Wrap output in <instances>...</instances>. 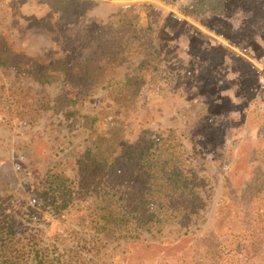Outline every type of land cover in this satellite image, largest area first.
<instances>
[{
    "label": "rangeland",
    "instance_id": "1",
    "mask_svg": "<svg viewBox=\"0 0 264 264\" xmlns=\"http://www.w3.org/2000/svg\"><path fill=\"white\" fill-rule=\"evenodd\" d=\"M95 1L0 0V49L50 78L0 62V204L42 255L22 264H264V0ZM101 45L114 58L86 74ZM134 78L110 149L134 159L89 176L84 116H102ZM155 153L198 177L200 200L195 182L145 168ZM63 179L70 206L55 213ZM147 195V228L106 223Z\"/></svg>",
    "mask_w": 264,
    "mask_h": 264
},
{
    "label": "trees",
    "instance_id": "2",
    "mask_svg": "<svg viewBox=\"0 0 264 264\" xmlns=\"http://www.w3.org/2000/svg\"><path fill=\"white\" fill-rule=\"evenodd\" d=\"M253 1L254 0H251V2ZM95 2V0H61V4H59V1L57 2V0H53L55 6L59 9L63 8L64 6L66 7L67 5H70L75 9H80V7L85 4L89 7L93 3L95 4ZM113 52L114 50L112 47L109 48L106 45H101L99 53H97L96 55H92L84 64L85 66L83 67V69L87 70L86 74L90 73L97 74L98 76L102 75L104 66L109 62L110 59L114 58ZM8 55V52L4 53L2 49H0V62L2 64L10 66L12 63H14L20 73H23L27 76H34L35 79L41 82L50 81V78L48 79V76L44 75V73H40L37 69H35L36 65L25 68L22 64H19V62H13L10 57H8ZM136 79L137 78L130 79L127 81V83H123L115 89L116 99L114 101V104L108 111L104 112L102 116L92 114H87L84 116L85 126L92 130L90 134L91 146L88 147L82 160V163H84V168L87 171V175L89 176L90 174L102 172V169L106 168L107 166L109 167V163H111V165H116L118 164V160L122 163L123 161H132L134 159L130 157L125 160L124 158L119 156L113 157L114 152H112L110 149L113 147V150H115L114 144H112V140L115 136H119L121 134L123 128L126 125V119L125 115H123V110L125 109L124 107L129 101L128 99L130 98L131 93L134 91L135 86L137 85ZM261 91L264 92L263 89ZM259 109L260 106L257 110L260 111ZM176 140L177 137L174 131L171 130L167 134V137H162V141L167 142L168 145ZM105 144L109 146L107 151L108 153L103 149V146H105ZM160 157L161 154L155 153L153 157L145 158L143 165H145L146 168V166L149 164L150 168L152 169L151 172L153 173V175L156 172H161L163 175H165V177L168 176L169 180L171 179V177L177 176L180 179L182 178L183 181H185V185L187 186L191 182H195L191 187L190 193L192 194L194 201H196V197H198V199L200 200L201 198L199 196V190H195L198 177H195L192 174H187L184 169L181 168V165H179L177 161L173 163L172 161H169L170 158H165V160H162ZM162 162H169L170 167L167 166V168H164L165 166H163L161 168ZM167 164L168 163H166V165ZM97 166H100L102 169L98 170ZM57 178L61 179L62 176L60 174H53V176L49 178V180H51V182H54ZM147 181L150 184L154 185L156 181L161 180L160 178H156L152 181L149 178L147 179ZM61 183V187H56L59 192H57V190H54L50 195L55 213H59L67 209L70 206L72 197V186L67 185L66 179L61 180ZM50 189L52 190V187L49 188V190ZM150 191L148 193L149 195L151 194ZM176 197L179 200L180 194L177 193ZM145 198L146 199L143 198V201L137 198L135 207L132 210H128V212L123 215L124 220H121L119 222L118 218H114V216H112L111 219H106V223H114L115 225H120L121 223L131 222L135 223L137 228H147L146 225L149 222L147 218L151 219L150 216L152 214H155V212H149L148 210L144 209L145 206H141L143 202L150 203L149 201H147L149 199L148 195L145 196ZM126 215L127 218H125ZM15 223L16 219L10 216L0 204V264H22L23 260H21V258L24 259L25 255L22 256L21 253H26V251H28V253H32V251H35L34 253H36V258L42 257L39 249H37L36 246H28L29 244L21 242L20 239H18ZM257 237L258 238H256V241L254 242L255 244L253 245V247L255 248L261 246V237L259 235H257ZM205 258L206 257H199L201 261L199 264H204L203 261L205 260Z\"/></svg>",
    "mask_w": 264,
    "mask_h": 264
}]
</instances>
